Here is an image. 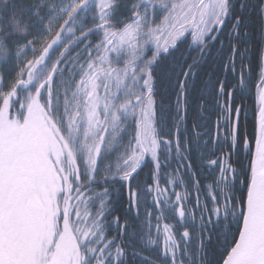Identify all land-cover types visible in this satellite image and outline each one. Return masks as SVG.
<instances>
[{"label":"snow or ice","instance_id":"6c2138e0","mask_svg":"<svg viewBox=\"0 0 264 264\" xmlns=\"http://www.w3.org/2000/svg\"><path fill=\"white\" fill-rule=\"evenodd\" d=\"M0 264H264V0H0Z\"/></svg>","mask_w":264,"mask_h":264},{"label":"trees","instance_id":"16d2710c","mask_svg":"<svg viewBox=\"0 0 264 264\" xmlns=\"http://www.w3.org/2000/svg\"><path fill=\"white\" fill-rule=\"evenodd\" d=\"M250 107H249V123H251V118H252V113H253V107L251 106L252 105V101H248Z\"/></svg>","mask_w":264,"mask_h":264}]
</instances>
